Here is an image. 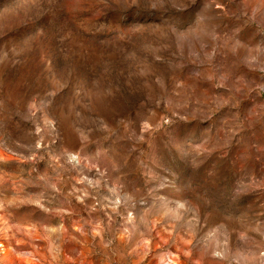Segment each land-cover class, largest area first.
I'll return each instance as SVG.
<instances>
[{"label": "rangeland", "instance_id": "obj_1", "mask_svg": "<svg viewBox=\"0 0 264 264\" xmlns=\"http://www.w3.org/2000/svg\"><path fill=\"white\" fill-rule=\"evenodd\" d=\"M0 264H264V0H0Z\"/></svg>", "mask_w": 264, "mask_h": 264}]
</instances>
